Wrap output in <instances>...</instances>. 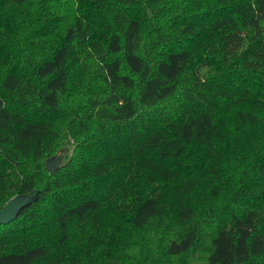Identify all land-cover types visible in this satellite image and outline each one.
Here are the masks:
<instances>
[{
    "label": "trees",
    "instance_id": "obj_1",
    "mask_svg": "<svg viewBox=\"0 0 264 264\" xmlns=\"http://www.w3.org/2000/svg\"><path fill=\"white\" fill-rule=\"evenodd\" d=\"M21 194L0 264H264V0H0Z\"/></svg>",
    "mask_w": 264,
    "mask_h": 264
},
{
    "label": "water",
    "instance_id": "obj_2",
    "mask_svg": "<svg viewBox=\"0 0 264 264\" xmlns=\"http://www.w3.org/2000/svg\"><path fill=\"white\" fill-rule=\"evenodd\" d=\"M62 155L60 153L45 160V170L49 173H54L60 162ZM36 196L33 194H21L12 197L1 209H0V226L8 224L15 220L20 211L35 202Z\"/></svg>",
    "mask_w": 264,
    "mask_h": 264
},
{
    "label": "rangeland",
    "instance_id": "obj_3",
    "mask_svg": "<svg viewBox=\"0 0 264 264\" xmlns=\"http://www.w3.org/2000/svg\"><path fill=\"white\" fill-rule=\"evenodd\" d=\"M64 151L66 152V150H64ZM62 160H63V159H62ZM62 160H61V161H62ZM60 163H61V162H60Z\"/></svg>",
    "mask_w": 264,
    "mask_h": 264
}]
</instances>
